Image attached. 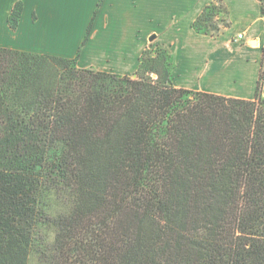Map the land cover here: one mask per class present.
Here are the masks:
<instances>
[{
  "label": "trees",
  "instance_id": "obj_1",
  "mask_svg": "<svg viewBox=\"0 0 264 264\" xmlns=\"http://www.w3.org/2000/svg\"><path fill=\"white\" fill-rule=\"evenodd\" d=\"M78 61L0 47V264H264V54L254 100L176 87L162 48Z\"/></svg>",
  "mask_w": 264,
  "mask_h": 264
},
{
  "label": "crops",
  "instance_id": "obj_2",
  "mask_svg": "<svg viewBox=\"0 0 264 264\" xmlns=\"http://www.w3.org/2000/svg\"><path fill=\"white\" fill-rule=\"evenodd\" d=\"M102 2L99 13L105 11L108 6L122 12L138 9L144 14L147 22L151 24L155 22L159 28L165 30L162 33L152 30L147 37L155 35L159 48L165 49L173 56L176 65L173 70V82L176 87L246 100L256 98L264 54V9L260 0H224L231 26L217 37L199 34L192 27L212 0H102ZM98 17L100 20L101 17ZM122 17L116 16L113 20L106 17L103 30L110 29L109 24L119 22ZM98 22L96 28L91 31L90 42L96 40L99 34ZM239 34H243L244 38L238 39ZM187 36L194 41L192 43L188 41ZM135 37L124 41L119 39L121 47L117 51L109 49L112 52L103 53L102 57L98 52L96 60L84 61L82 53L78 66L123 76L129 75L125 71L128 67H137L139 55L147 50L145 39L136 37L137 40ZM197 43L208 45L207 49L195 45ZM0 47L7 46L0 44ZM181 77L195 79L186 82L178 80ZM262 96L264 98V85Z\"/></svg>",
  "mask_w": 264,
  "mask_h": 264
},
{
  "label": "rangeland",
  "instance_id": "obj_3",
  "mask_svg": "<svg viewBox=\"0 0 264 264\" xmlns=\"http://www.w3.org/2000/svg\"><path fill=\"white\" fill-rule=\"evenodd\" d=\"M18 2L22 4L23 12L17 30H13L9 17ZM102 3V0H0V44L35 53L62 55L68 58L78 56L79 60L84 53V61L96 60L98 52L102 57L103 53L112 52L110 50L117 51L121 47L119 39L132 40L135 35L141 40L145 39L147 50L160 49L157 39L151 42L150 37H147L152 30L160 33L165 31L159 28L158 24L147 22L144 14L138 9L122 12L108 6L105 11L99 13ZM120 15L123 17L119 22H112L108 26L110 29L103 30L106 17L113 20ZM98 16L101 17L100 20ZM97 22L99 34L96 40L90 42L89 35L96 28ZM186 38L191 43L194 41L188 36ZM195 45H200L202 49H207L208 46L203 43ZM141 55L137 67H128L125 71L130 76H134L137 71ZM192 79L195 78H178L186 82ZM28 264L41 263L36 255H31Z\"/></svg>",
  "mask_w": 264,
  "mask_h": 264
},
{
  "label": "built area",
  "instance_id": "obj_4",
  "mask_svg": "<svg viewBox=\"0 0 264 264\" xmlns=\"http://www.w3.org/2000/svg\"><path fill=\"white\" fill-rule=\"evenodd\" d=\"M244 38V35L243 34H239L238 35V39H243Z\"/></svg>",
  "mask_w": 264,
  "mask_h": 264
},
{
  "label": "water",
  "instance_id": "obj_5",
  "mask_svg": "<svg viewBox=\"0 0 264 264\" xmlns=\"http://www.w3.org/2000/svg\"><path fill=\"white\" fill-rule=\"evenodd\" d=\"M155 39H156V36L155 35L150 38L151 41H153Z\"/></svg>",
  "mask_w": 264,
  "mask_h": 264
}]
</instances>
